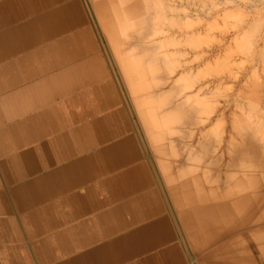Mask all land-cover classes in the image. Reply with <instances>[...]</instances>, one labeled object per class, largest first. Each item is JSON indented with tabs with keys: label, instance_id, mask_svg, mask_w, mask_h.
<instances>
[{
	"label": "crops",
	"instance_id": "1",
	"mask_svg": "<svg viewBox=\"0 0 264 264\" xmlns=\"http://www.w3.org/2000/svg\"><path fill=\"white\" fill-rule=\"evenodd\" d=\"M92 24L85 0H0V264H193L120 95L87 71Z\"/></svg>",
	"mask_w": 264,
	"mask_h": 264
},
{
	"label": "clouds",
	"instance_id": "2",
	"mask_svg": "<svg viewBox=\"0 0 264 264\" xmlns=\"http://www.w3.org/2000/svg\"><path fill=\"white\" fill-rule=\"evenodd\" d=\"M93 5L87 71L120 95L145 178L155 171L163 199H174L195 220L194 235L207 238L241 216V197L256 199L251 189L264 183V0ZM210 202H227L234 215L203 212Z\"/></svg>",
	"mask_w": 264,
	"mask_h": 264
},
{
	"label": "rangeland",
	"instance_id": "3",
	"mask_svg": "<svg viewBox=\"0 0 264 264\" xmlns=\"http://www.w3.org/2000/svg\"><path fill=\"white\" fill-rule=\"evenodd\" d=\"M85 1L93 12V0ZM261 214L264 216V211ZM184 222L186 229H189L187 236L191 242L190 250L195 253L192 256L196 264H251L250 247L248 246L250 243L244 240L248 233L252 232L250 230L264 229V217L260 221L261 224L255 222L253 224L249 220L246 224H238L234 218L212 229L211 235L207 238L200 239L192 231V228L196 226L195 220L192 224L187 219ZM256 225L259 226L256 228ZM252 226H255V229L251 228Z\"/></svg>",
	"mask_w": 264,
	"mask_h": 264
},
{
	"label": "bare ground",
	"instance_id": "4",
	"mask_svg": "<svg viewBox=\"0 0 264 264\" xmlns=\"http://www.w3.org/2000/svg\"><path fill=\"white\" fill-rule=\"evenodd\" d=\"M210 170L213 172V178H214L215 172L217 171V169L212 168ZM233 171H236V170H233ZM224 179L225 178L222 176L221 181H223ZM239 180H240V177L237 176L236 180L228 182V186L237 184ZM221 187L223 188V185H221ZM251 191L256 192L258 194L257 198L251 199V193H245L244 196L241 197V199L245 202V210L241 216L236 218V221L238 224H246L248 220L251 223L255 222V223L261 224L260 221L264 217L261 214V212L264 211V183L257 184L254 188L251 189ZM202 210L203 212L210 214V215L223 214L226 217L230 215H234L232 213L231 207L229 206L227 202H224V203H211L210 202L204 205ZM258 226L259 225H256V228ZM251 228L255 229V226L254 227L252 226ZM250 231L252 232H249L248 235L246 236V239L244 240L250 243L248 244V246L250 247V258H251L250 263L251 264H264V229L262 230L255 229V230H250ZM243 238L244 237H242V239ZM191 260L193 264H196L195 262L196 260L194 259L192 255H191Z\"/></svg>",
	"mask_w": 264,
	"mask_h": 264
}]
</instances>
